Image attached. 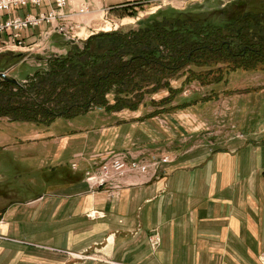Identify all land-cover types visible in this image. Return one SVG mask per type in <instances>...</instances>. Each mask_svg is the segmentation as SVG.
<instances>
[{
    "label": "rangeland",
    "instance_id": "1",
    "mask_svg": "<svg viewBox=\"0 0 264 264\" xmlns=\"http://www.w3.org/2000/svg\"><path fill=\"white\" fill-rule=\"evenodd\" d=\"M87 1L88 12L73 16L83 27L79 35L77 33L68 38L54 32L44 45L36 48L37 51L22 48L2 55L0 71L6 70L9 74L5 79H15L19 81L18 84L24 85L37 71H47L49 60L67 56L73 44L79 45L80 49L91 36L118 31L128 33L148 27H156L154 31L161 30L160 39L151 40L156 48V58L168 53L165 42L170 39L163 30L175 31L173 38L179 37V41L185 38L200 42L207 35H225L224 49L221 53L211 54L199 51L177 70H165L162 73L152 71L142 78L136 77L130 81V92L119 94L116 89H112L106 95L105 105L92 104L80 115L67 117L59 114L49 123L13 120L4 116L0 118V127L21 129L38 125L45 130H56L58 137V133L65 130L68 120L91 112L100 116L101 125L111 127L119 124L124 129L125 137H130L132 141L116 146L106 152V156L89 161L83 174L91 191L107 192L112 197L120 194L125 186L121 181L127 176H146L157 180L166 176L167 166L179 164L181 158L194 156L200 159L223 152L236 155L239 150L250 151L251 148L261 150L264 158V0ZM31 10L33 12L34 9ZM17 11L24 15L27 10L23 8ZM191 30L192 34L189 32ZM26 35L29 42L37 39L43 41L40 28L30 27ZM94 43L97 47L104 45L103 49L113 44L109 38L96 39ZM135 84L137 87L133 86ZM32 94L34 91H30ZM118 96L121 98H116ZM19 98L26 101L27 96ZM117 100L119 108L115 106ZM47 106L56 109V101ZM2 120L16 123L9 126ZM66 131L70 129L66 127ZM19 132H9L7 136L15 141L19 139ZM6 143V147L0 143V162L5 164L0 166V177L18 178L14 183L20 189L19 194L16 192L12 198H7V202L19 201L20 192L25 197L45 191L47 183L44 182L53 183L49 179L52 168L48 156L40 152L39 155L34 153V158L22 159L18 157L21 151L14 150V144H9L11 142L8 140ZM115 156L131 162H143L149 167L146 172H131L104 185L89 183L87 171L98 168ZM79 162L72 161L71 168L77 170ZM33 177H39L40 182L32 183ZM7 193L9 195L6 188L0 185L1 201H4ZM104 216L103 211L89 213L91 219ZM0 238L9 239L3 234H0ZM147 240L152 250L159 249L162 246L160 230L150 229ZM18 241L24 244V264H31L26 258L35 255L40 257L39 264H53V260L55 264L84 261L88 264L99 254L95 248L78 253L70 250L53 251L48 247L30 246L26 240ZM259 258V264H262Z\"/></svg>",
    "mask_w": 264,
    "mask_h": 264
},
{
    "label": "crops",
    "instance_id": "2",
    "mask_svg": "<svg viewBox=\"0 0 264 264\" xmlns=\"http://www.w3.org/2000/svg\"><path fill=\"white\" fill-rule=\"evenodd\" d=\"M91 113L68 120L65 126L70 131L65 127L58 137L55 129L38 125L0 127V143L3 147L7 140L14 144V150L21 151L18 157L34 158V153L40 152L48 156L43 155L49 160V179L53 181L44 182L47 188L42 193L24 197L20 192L19 201L8 203L12 195L19 194L14 183L18 178L1 175L0 185L9 195L0 199V234L9 239L0 238V264H24V244L18 240L53 251L78 253L95 248L99 254L88 264L260 263L264 251L261 150L181 158L179 164L167 166L166 176L157 180L127 176L121 181L125 186L120 194L112 197L89 189L84 168L89 161L132 140L125 137L119 124L101 125L100 116ZM18 131L19 139L11 141L8 133ZM74 160H80L77 170L70 166ZM0 166L5 164L0 162ZM35 182L40 178L33 177ZM94 210L105 216L91 219L89 213ZM152 228L162 234V246L155 251L147 240ZM29 257L27 262L39 264V255Z\"/></svg>",
    "mask_w": 264,
    "mask_h": 264
},
{
    "label": "trees",
    "instance_id": "3",
    "mask_svg": "<svg viewBox=\"0 0 264 264\" xmlns=\"http://www.w3.org/2000/svg\"><path fill=\"white\" fill-rule=\"evenodd\" d=\"M154 29L157 28L91 36L82 48L73 44L67 56L49 60L48 70L37 71L24 85L0 79V118L9 116L13 120L49 123L59 114L77 116L92 104L105 105L106 95L112 89L119 94L130 92L128 86L136 77L142 78L152 71L177 70L199 51L211 54L224 49L225 35H207L200 42L185 38L179 41V37L173 38L175 31L163 30L170 39L165 42L168 53L156 58L151 40L160 39L161 30ZM189 32L192 34V30ZM103 38H109L113 44L106 49L104 45L97 47L94 41ZM30 91L34 94L30 95ZM26 96V101L19 98ZM55 101L56 109L47 106ZM118 103L117 100L116 107Z\"/></svg>",
    "mask_w": 264,
    "mask_h": 264
},
{
    "label": "built area",
    "instance_id": "4",
    "mask_svg": "<svg viewBox=\"0 0 264 264\" xmlns=\"http://www.w3.org/2000/svg\"><path fill=\"white\" fill-rule=\"evenodd\" d=\"M23 8L27 11L21 15L17 10ZM32 8L40 12H32ZM87 12V0H0V57L22 48L35 50L44 45L54 32L64 34L68 38L77 33L79 35L83 27L73 16ZM30 27L40 28L43 41L37 39L29 42L26 33ZM8 75V71H0V79H5ZM148 167L143 162H131L124 157L115 156L98 168L88 170L87 180L93 185H104L131 172H146ZM259 259L264 264V252Z\"/></svg>",
    "mask_w": 264,
    "mask_h": 264
},
{
    "label": "water",
    "instance_id": "5",
    "mask_svg": "<svg viewBox=\"0 0 264 264\" xmlns=\"http://www.w3.org/2000/svg\"><path fill=\"white\" fill-rule=\"evenodd\" d=\"M11 81L15 82V83H19L18 80H15V79H10Z\"/></svg>",
    "mask_w": 264,
    "mask_h": 264
},
{
    "label": "bare ground",
    "instance_id": "6",
    "mask_svg": "<svg viewBox=\"0 0 264 264\" xmlns=\"http://www.w3.org/2000/svg\"><path fill=\"white\" fill-rule=\"evenodd\" d=\"M104 29H106V30H108L106 27H104ZM264 252V251H263ZM263 252H261V254L263 253ZM261 254H260V256H261ZM261 261V260H260ZM261 263H262V261H261ZM263 264V263H262Z\"/></svg>",
    "mask_w": 264,
    "mask_h": 264
}]
</instances>
